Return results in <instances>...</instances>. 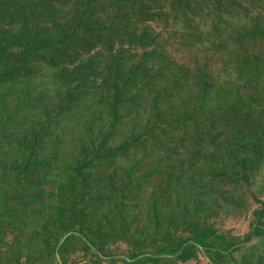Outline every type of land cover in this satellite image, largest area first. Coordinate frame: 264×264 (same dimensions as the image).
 I'll return each mask as SVG.
<instances>
[{
  "label": "rangeland",
  "instance_id": "rangeland-1",
  "mask_svg": "<svg viewBox=\"0 0 264 264\" xmlns=\"http://www.w3.org/2000/svg\"><path fill=\"white\" fill-rule=\"evenodd\" d=\"M0 264H264V0H0Z\"/></svg>",
  "mask_w": 264,
  "mask_h": 264
},
{
  "label": "trees",
  "instance_id": "trees-1",
  "mask_svg": "<svg viewBox=\"0 0 264 264\" xmlns=\"http://www.w3.org/2000/svg\"><path fill=\"white\" fill-rule=\"evenodd\" d=\"M56 35L58 36L59 32H56ZM55 41H58V40H55ZM64 43L65 42H63V44ZM63 44H59V46H62ZM240 95H241V91L233 92L234 99L236 100L238 99ZM218 135L219 133L217 132L215 136L218 137ZM81 160L82 159L75 158L71 162V164L74 163L76 167V178H80L85 168V164ZM213 237H216L215 230H213L210 227H206V228H203L198 234H196L195 236L191 238H186V239H182L177 242H174L169 248H167V252L176 253L179 258L187 259L193 255L192 248L195 246H203V247L210 248L213 245V241H212ZM149 259H152V257L144 256L142 261L147 262ZM153 261H156V259H154Z\"/></svg>",
  "mask_w": 264,
  "mask_h": 264
},
{
  "label": "bare ground",
  "instance_id": "bare-ground-1",
  "mask_svg": "<svg viewBox=\"0 0 264 264\" xmlns=\"http://www.w3.org/2000/svg\"><path fill=\"white\" fill-rule=\"evenodd\" d=\"M48 111V110H47ZM47 118H49V117H47ZM51 120V119H50Z\"/></svg>",
  "mask_w": 264,
  "mask_h": 264
}]
</instances>
